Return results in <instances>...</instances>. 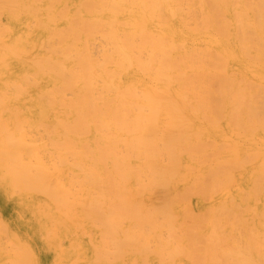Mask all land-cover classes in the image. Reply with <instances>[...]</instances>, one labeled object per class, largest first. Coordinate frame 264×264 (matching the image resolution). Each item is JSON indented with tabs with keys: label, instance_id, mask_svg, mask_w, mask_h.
I'll list each match as a JSON object with an SVG mask.
<instances>
[{
	"label": "bare ground",
	"instance_id": "1",
	"mask_svg": "<svg viewBox=\"0 0 264 264\" xmlns=\"http://www.w3.org/2000/svg\"><path fill=\"white\" fill-rule=\"evenodd\" d=\"M80 9L0 26V264H264V0Z\"/></svg>",
	"mask_w": 264,
	"mask_h": 264
},
{
	"label": "rangeland",
	"instance_id": "2",
	"mask_svg": "<svg viewBox=\"0 0 264 264\" xmlns=\"http://www.w3.org/2000/svg\"><path fill=\"white\" fill-rule=\"evenodd\" d=\"M81 2L82 0H0V26H3L2 28L6 29L5 34H7V38L10 41L15 39V32L19 29L30 30L35 28L46 29L57 27L62 29V33H58L55 36L52 35L48 39L40 36V41L52 40L61 48L62 52L68 51L73 54L77 44L70 37L71 34L69 33V30L79 26L82 17L80 9ZM186 43L189 44L190 40L188 39ZM43 47L44 46H42V48ZM58 52H60V50ZM144 82H148V79L144 80ZM146 86H149V84ZM263 144V142H258V148ZM205 159L208 161L209 157ZM153 198L155 199L156 196ZM193 201L196 202L197 198L193 199ZM184 220L185 222L189 221V223L195 224L196 226V223H193V221L188 218L187 220L186 218L183 219L182 222H184ZM95 222L97 225H100V227H98L100 229L101 223H99V221ZM101 222L103 223V221ZM198 224L200 225L201 223L199 222ZM199 227L201 228V225ZM203 231H205L204 226L201 230H198V234L203 233Z\"/></svg>",
	"mask_w": 264,
	"mask_h": 264
}]
</instances>
